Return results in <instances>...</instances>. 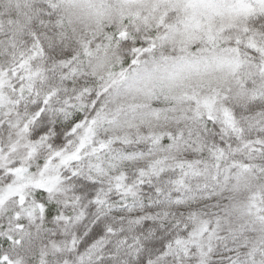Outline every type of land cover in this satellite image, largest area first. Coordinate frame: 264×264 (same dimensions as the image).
Wrapping results in <instances>:
<instances>
[{"label": "snow or ice", "instance_id": "1", "mask_svg": "<svg viewBox=\"0 0 264 264\" xmlns=\"http://www.w3.org/2000/svg\"><path fill=\"white\" fill-rule=\"evenodd\" d=\"M0 264H264V0H0Z\"/></svg>", "mask_w": 264, "mask_h": 264}]
</instances>
